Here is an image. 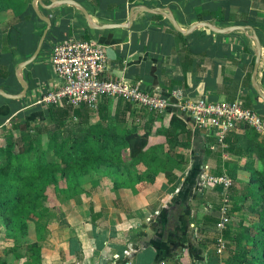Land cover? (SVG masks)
Here are the masks:
<instances>
[{
	"label": "crops",
	"instance_id": "crops-1",
	"mask_svg": "<svg viewBox=\"0 0 264 264\" xmlns=\"http://www.w3.org/2000/svg\"><path fill=\"white\" fill-rule=\"evenodd\" d=\"M73 1L83 7L90 26L75 5L47 6L50 0L36 3L42 15L49 14L46 28L34 13L32 0L25 1L17 16L10 10L0 14V135L11 122H18L11 129L17 137L23 120L46 121L50 104L35 100L60 84L49 60L51 47L75 38L103 47L101 79L124 80L170 101L173 90L181 92V99L237 101L256 112L262 130L236 122L218 143L172 108L148 111L105 95L93 107L54 104L73 108L76 114L71 121L75 123L86 120L107 125L116 117L123 119L126 127L136 126V136L146 134L140 150L152 147L159 157L170 153L178 162L172 166L175 177L171 182L157 172L151 182H135L134 190L124 182L112 189L111 180L104 177L95 192L82 193L85 198L80 195L78 203L65 201L49 227L39 264H222L227 251L224 242L222 251L216 252L214 224L223 196L227 210L232 204L230 186L221 192L202 179V171L223 173L231 182L245 183L252 171L264 169V101L250 81L254 45L249 29L217 33L196 25L184 31L197 21L215 27L250 26L259 42L254 78L264 94V0ZM152 8L167 10L181 31ZM44 29L36 55L18 72L25 84L22 88L16 66L36 49ZM172 115L177 122L170 125ZM165 129H172L171 139H166ZM135 167L141 171L144 165ZM180 190L184 193L177 195ZM177 196L183 200L182 211L172 205ZM232 208L231 220L246 219L252 213Z\"/></svg>",
	"mask_w": 264,
	"mask_h": 264
},
{
	"label": "trees",
	"instance_id": "trees-1",
	"mask_svg": "<svg viewBox=\"0 0 264 264\" xmlns=\"http://www.w3.org/2000/svg\"><path fill=\"white\" fill-rule=\"evenodd\" d=\"M25 1L0 0V14L10 10L17 16ZM75 114L66 104H50L45 122L23 120L17 137L11 129L18 122H11L0 135V224L3 237L11 241L1 249L0 264H39L58 207L73 197L79 201L81 193L95 192L101 178L110 179L112 189L124 182L132 190L135 182H151L157 172L168 182L174 179L172 166L177 159L170 153L161 158L152 147L140 150L146 134L136 136L135 125L126 127L117 117L107 125L75 123L71 121ZM174 122L177 118L172 115L170 125ZM163 133L167 140L173 137L172 129ZM137 163L144 165L143 170L136 169ZM235 181L229 187L232 204L227 215L231 207L252 213L246 219L228 220L222 230L227 251L222 264H264V169L252 171L245 183ZM50 189L54 201L47 205ZM178 197H173L172 205L182 211L184 203Z\"/></svg>",
	"mask_w": 264,
	"mask_h": 264
},
{
	"label": "built area",
	"instance_id": "built-area-1",
	"mask_svg": "<svg viewBox=\"0 0 264 264\" xmlns=\"http://www.w3.org/2000/svg\"><path fill=\"white\" fill-rule=\"evenodd\" d=\"M104 49L93 40L68 39L51 47L50 64L60 80L55 89L42 92L35 103H68L77 106L86 103L94 106L101 96H116L148 111L176 109L189 117L196 128L205 130L216 142L221 143L226 132L236 122H243L255 131L262 130L260 117L251 109L244 108L237 101H206L203 98H182L179 90L172 91L174 99L167 100L160 95L143 91L138 85L128 84L124 80H105L99 78L104 67ZM204 171V170H203ZM202 171V179L224 192L231 179L221 173L212 175ZM218 207V217L214 224L217 233L216 252L222 251L224 241L221 236L229 218L227 198L223 196Z\"/></svg>",
	"mask_w": 264,
	"mask_h": 264
},
{
	"label": "water",
	"instance_id": "water-1",
	"mask_svg": "<svg viewBox=\"0 0 264 264\" xmlns=\"http://www.w3.org/2000/svg\"><path fill=\"white\" fill-rule=\"evenodd\" d=\"M36 3H38V0H32V2H31L33 11L37 15V17H39V19H41L45 23V28H46V27H48V24H49V21H48L49 14L42 15L40 13L39 9L36 6ZM59 3H70V4L75 5L80 10V12L84 15L88 25L89 24L91 25L90 20L87 17V14H86L85 10L83 9V7L81 5H79L78 3H76L75 1H73V0H50V4L47 5V6H51L53 4H59ZM152 9H154V10H152ZM152 9H151L152 11L159 12L160 14H162L168 20V22L170 23V25L174 29H176L178 31H181V30H179L178 26L176 25L175 21L173 20L172 16L168 13L167 10H164L162 8H152ZM196 25L204 26V27L208 28L209 30H211L213 32H217V33H224V32L232 31V30H235V29H239L241 31H244L245 29H249L250 30V34H248V35L251 38V40L253 41V45H254V52H253L254 59H253L252 71H251V74H250V81H251V85H252V88L254 89V91L264 101V94L261 93L260 90L258 89L257 84L255 82V78H254L255 72H256V68H257V64H258V61H259V42H258V39H257V36H256L254 30L248 25H227V26H223V27H215L212 24L208 23L207 21H197V22L192 23L188 28H186L184 32L189 31L190 29H192ZM44 32H45V29L42 31V35H41V37H40V39L38 41V45H37L36 49L31 53V55L29 57H27L26 59H24L23 61L18 63L17 66H16L15 75H16V77H17V79H18V81H19V83H20L22 88L25 87V84L19 78L18 72L21 69V67H23L24 65L29 63L34 58V56L36 55V52L38 50V46H39V44H40V42L42 40ZM6 96L9 97V98H14V97H17L19 95H6Z\"/></svg>",
	"mask_w": 264,
	"mask_h": 264
},
{
	"label": "rangeland",
	"instance_id": "rangeland-1",
	"mask_svg": "<svg viewBox=\"0 0 264 264\" xmlns=\"http://www.w3.org/2000/svg\"><path fill=\"white\" fill-rule=\"evenodd\" d=\"M0 144H3L2 137H0ZM80 195L85 198V196L82 193ZM81 196H80L79 200L81 199ZM48 198H49V200L46 201V204L47 205H51V203L54 201V199L52 197V190L51 189L48 191ZM75 199H76V197H73V198L67 200V202H70L71 204L78 203V201H76ZM228 218H229V222H231L232 221L231 220V215H229ZM0 229H1L0 230V251H1V249L3 247L9 246L11 244V241H10V239H7V238L3 237L4 236V233H3V227H2L1 224H0Z\"/></svg>",
	"mask_w": 264,
	"mask_h": 264
}]
</instances>
